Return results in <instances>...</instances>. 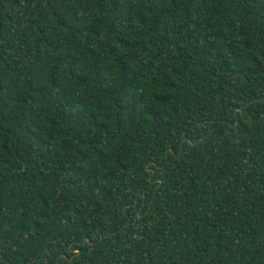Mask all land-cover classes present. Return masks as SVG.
Wrapping results in <instances>:
<instances>
[{"label":"trees","instance_id":"16d2710c","mask_svg":"<svg viewBox=\"0 0 264 264\" xmlns=\"http://www.w3.org/2000/svg\"><path fill=\"white\" fill-rule=\"evenodd\" d=\"M0 264H264V0H0Z\"/></svg>","mask_w":264,"mask_h":264}]
</instances>
